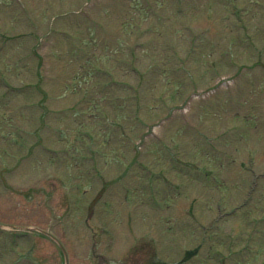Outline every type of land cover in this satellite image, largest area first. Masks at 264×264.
<instances>
[{
  "label": "rangeland",
  "instance_id": "obj_1",
  "mask_svg": "<svg viewBox=\"0 0 264 264\" xmlns=\"http://www.w3.org/2000/svg\"><path fill=\"white\" fill-rule=\"evenodd\" d=\"M23 2L0 0V264H264V0Z\"/></svg>",
  "mask_w": 264,
  "mask_h": 264
},
{
  "label": "water",
  "instance_id": "obj_2",
  "mask_svg": "<svg viewBox=\"0 0 264 264\" xmlns=\"http://www.w3.org/2000/svg\"><path fill=\"white\" fill-rule=\"evenodd\" d=\"M64 249V248H63ZM64 252L66 253V251L64 250Z\"/></svg>",
  "mask_w": 264,
  "mask_h": 264
}]
</instances>
